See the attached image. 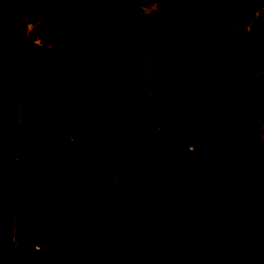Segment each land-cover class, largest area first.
<instances>
[{"label": "rangeland", "instance_id": "1", "mask_svg": "<svg viewBox=\"0 0 264 264\" xmlns=\"http://www.w3.org/2000/svg\"><path fill=\"white\" fill-rule=\"evenodd\" d=\"M148 1L0 0V13L15 19L37 45L36 26L56 21L60 36L78 48L75 54L133 89L160 132L181 141L179 161L193 170L189 156L197 151L205 183L257 194L264 204V77L231 75L226 66L232 61L224 60L229 57L226 32H208L205 22L176 15L152 20H160L170 34L168 53L165 61L146 60L141 28L149 21L140 18L139 10L128 12ZM176 27L182 41L174 35ZM175 39L183 45L171 44ZM83 53L108 61L99 66ZM24 64L23 52L0 42V199L6 202L0 203V264L38 262L61 252L70 236L144 214L149 207L188 206L106 134L78 126L65 114L54 80L47 81L41 71L25 73ZM249 84L259 86L257 98ZM162 85L172 89L169 96L158 95ZM21 101L47 123L20 131ZM182 246L164 244V263L172 264L167 253ZM202 252L203 260L186 258L177 264H222L228 250L217 244ZM139 255L135 245L108 246L58 264H140Z\"/></svg>", "mask_w": 264, "mask_h": 264}, {"label": "trees", "instance_id": "2", "mask_svg": "<svg viewBox=\"0 0 264 264\" xmlns=\"http://www.w3.org/2000/svg\"><path fill=\"white\" fill-rule=\"evenodd\" d=\"M238 1L258 10L264 20V0ZM35 31L41 45L26 38L15 19L0 13V42L24 53V72L41 71L47 81L54 80L55 94L69 118L83 129L96 128L121 145L138 165L188 206L149 207L144 214L70 236L64 240L61 252L48 253L31 264H58L77 254L124 245L139 248L140 264H165L163 245L175 242H182L183 246L167 253L172 264L186 258L203 260L202 250L217 244L228 250L222 264H264V204L260 197L254 193L227 192L216 184L205 183L199 153L194 151L189 156L193 170L179 161L181 141L160 132L139 94L77 57L50 23L37 25ZM46 123L31 105L20 102V131Z\"/></svg>", "mask_w": 264, "mask_h": 264}, {"label": "crops", "instance_id": "3", "mask_svg": "<svg viewBox=\"0 0 264 264\" xmlns=\"http://www.w3.org/2000/svg\"><path fill=\"white\" fill-rule=\"evenodd\" d=\"M137 10L139 11L137 12ZM129 11L130 12L128 13L130 14L137 12L141 19L145 18L149 21V23H147L144 28H141V30L143 29L145 32V39L142 43L146 49V60L148 61L154 60L156 58L161 61L167 56L169 44L167 43V36L170 34L166 32L164 24L160 23V20H158L157 23L153 22L157 17L161 18V15H165L166 17V14H169L176 15L179 18H183L185 20H197L198 22L201 20L203 23L205 22V24L208 25V32L210 30L213 33H215L216 30H219L222 33L226 32L225 35L229 38H227V44L229 48L226 50V53L229 57L228 60H224L227 62L229 60L232 61L226 66L227 72H230L231 75L248 78L251 77L259 80L264 77V23L259 15L258 10L249 7L242 1L149 0L145 5L138 6L137 9L133 8V10H131V8H129ZM48 23H50L58 37L65 41L62 42L71 51L73 50L72 52L75 54L78 48L75 44L70 45L71 40H69V38L66 39V36H60V34L57 32V28H59L57 22L50 21ZM182 33L183 32L179 31V29L176 27L174 35L175 37H181L180 41H182ZM136 41L138 42V40ZM171 41V44H177L178 46L183 45V43L179 44L176 39ZM150 45L152 47H150ZM180 50L182 52V49ZM154 53H158V55L154 57ZM84 55V58H91L90 60H94V62L99 64V66L100 64L103 65V63H101L102 60L108 61L104 58H101L100 56L97 58V60H95L91 56H87L86 54ZM172 59L175 60V57H172L171 55L170 60ZM103 72L107 73L106 71ZM256 90L260 95L259 86L256 85L255 87L249 84L248 91L250 94L254 93L256 96ZM0 203L5 205L6 202L0 199ZM4 205L0 212V217L4 213ZM2 218L4 217L2 216ZM25 233L28 234L29 232ZM22 249L23 248L20 247L18 248V251L22 252ZM20 259L23 260V258Z\"/></svg>", "mask_w": 264, "mask_h": 264}, {"label": "water", "instance_id": "4", "mask_svg": "<svg viewBox=\"0 0 264 264\" xmlns=\"http://www.w3.org/2000/svg\"><path fill=\"white\" fill-rule=\"evenodd\" d=\"M157 92L160 97H167L172 93V89L168 86L162 85L157 89Z\"/></svg>", "mask_w": 264, "mask_h": 264}]
</instances>
